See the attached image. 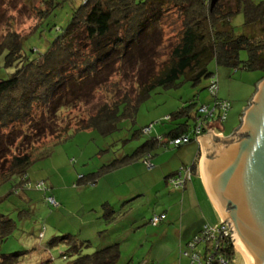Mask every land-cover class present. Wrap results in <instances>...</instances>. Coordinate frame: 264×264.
I'll use <instances>...</instances> for the list:
<instances>
[{"label": "trees", "instance_id": "16d2710c", "mask_svg": "<svg viewBox=\"0 0 264 264\" xmlns=\"http://www.w3.org/2000/svg\"><path fill=\"white\" fill-rule=\"evenodd\" d=\"M53 1L41 0L45 8L26 36L8 30L0 39V63L12 70L0 77V183L15 176L20 183L27 181L35 145L42 139L87 129L111 134L120 129L122 121H135L140 103L156 88L182 82L196 84L216 76L209 69L211 62L234 70L259 71L256 82L264 76V0H217L212 6L211 0H82L67 23L53 33L44 51L35 52L33 46L26 49L24 40L41 25ZM238 13L243 15V30L237 33L231 19ZM168 17H172L169 25L175 29L174 41L167 45L164 58L163 25ZM241 51L246 53L244 59L240 58ZM213 94L216 97V91ZM194 104L191 99L164 115L162 120L170 122L171 127L148 137L111 167L138 159L147 168V163L153 165L150 151L155 147H180L196 141V117L204 104L193 109ZM62 110H78L81 114L74 124L61 126L58 117ZM206 123L208 127L202 129V134L210 127L209 119ZM145 128L134 130L133 136ZM183 136L188 140L173 142ZM183 168L189 169L191 180L197 174V160L181 165L167 181L182 174ZM189 180L184 179L177 189L184 188ZM101 209L106 223L125 213L107 202L101 204ZM160 214L164 217L156 225L165 220L164 213L155 215ZM218 222L204 224L179 248V254L189 251L190 241L205 225ZM12 226L11 218L0 212V240L7 237ZM64 239L67 255H75L68 264H115L120 255L118 242L82 253L90 246L89 240L72 234ZM200 247L202 253L205 250L213 254L209 264H218L219 256L226 264H234L235 258L241 257L229 237H219L217 244H200L196 250ZM19 256V252L0 254V264H15ZM183 256L189 263L188 256Z\"/></svg>", "mask_w": 264, "mask_h": 264}, {"label": "rangeland", "instance_id": "374dc122", "mask_svg": "<svg viewBox=\"0 0 264 264\" xmlns=\"http://www.w3.org/2000/svg\"><path fill=\"white\" fill-rule=\"evenodd\" d=\"M81 1L54 0L41 25L24 40V47L33 46L35 52L44 51L53 33L67 23ZM41 3V0H0V39L8 30L21 36L31 32L39 19L38 14L45 8ZM171 18L168 17L163 25L164 58L169 50L167 45L174 41L175 29L169 25ZM242 22L241 13L232 17L235 32L243 30ZM245 57L246 53L241 51L240 58ZM209 69L216 74V97L208 89L211 77L196 84L182 82L168 88L159 87L140 103L133 123L126 119L120 123V129L111 134L102 135L92 129L78 130L60 138L46 137L37 143L28 166L27 181L20 183L15 176L0 183V212L8 215L13 223L11 232L0 240V254L19 252L15 264H68L75 255H67L68 244L64 238L72 234L91 242L82 253L118 242L120 255L115 264H156L157 258L171 259L177 251L173 233L160 240L159 224L149 221L153 214L163 210L160 193L152 188L157 181L163 180L155 162L153 171L138 159L111 165L126 153L133 152L148 137L171 127L170 122L162 120L163 116L187 105L191 99L195 101L191 106L193 109L204 104L211 110L215 98L227 102L226 118L218 123L216 109L209 124L224 135L232 132L239 124L240 114L261 73L241 68L234 70L214 62L209 64ZM11 71L0 63V77H6ZM80 114L78 110H62L58 121L61 126L72 125ZM188 123L192 125V120ZM144 127L142 133L133 136L134 130ZM191 145L193 143L185 144L183 148ZM177 149L170 146L159 152V163L171 166H166L163 171L174 168L173 151ZM170 189L168 183L166 191ZM123 195L129 201L117 202L116 208L125 213L106 223L101 209L103 199L118 200L123 199ZM52 239L55 241L49 244ZM162 242L176 251L167 255L163 252ZM234 264H245L243 256L235 258Z\"/></svg>", "mask_w": 264, "mask_h": 264}, {"label": "water", "instance_id": "95a60500", "mask_svg": "<svg viewBox=\"0 0 264 264\" xmlns=\"http://www.w3.org/2000/svg\"><path fill=\"white\" fill-rule=\"evenodd\" d=\"M217 0H211V6ZM200 176L245 264H264V76L228 136H197Z\"/></svg>", "mask_w": 264, "mask_h": 264}, {"label": "crops", "instance_id": "0c3cea01", "mask_svg": "<svg viewBox=\"0 0 264 264\" xmlns=\"http://www.w3.org/2000/svg\"><path fill=\"white\" fill-rule=\"evenodd\" d=\"M209 126L215 134H221V136L223 137L231 134V132L227 135H224L222 132L218 133L215 129L212 128L213 124H209ZM166 129H164L159 134L165 132ZM207 130L204 134L207 133ZM190 143H193V145L185 148H183V146H180L177 147L179 149L173 151V155L176 157V162L174 163V168H170L169 171H163V169H165V167L169 164H166L164 166V163H159L160 157L158 156V154L162 149L168 150L170 147H155L154 150L150 151L151 162H155L157 166L156 168L159 169L161 174L163 175V180L157 181V183L152 186V188L155 189V192L160 193L162 204L161 208H163V210L159 213H164L166 215L165 220L159 223L158 234L160 236V240H165L169 237L170 232H172L174 235L173 238L176 240L175 248L177 247V251L175 250V248L169 249V247H166V245H164L162 242V245L165 248V250H163L164 253L168 255L169 253H174L175 251L176 252L175 254H173V257L171 259L157 258L155 260L156 264H182L183 261L186 262L185 264H188V260L183 255L179 254V248L181 246H184L185 243L195 233H197V231H199L204 224H214L221 219L220 214L207 195L200 176V160L202 155L200 143L198 140ZM195 160H197V174H194L191 180L186 182L184 188H174L167 181V177L174 174V172L181 165L192 164ZM169 167L171 166L169 165ZM154 168L155 165H153V168L151 170L153 171ZM168 183L171 185L172 189L166 191V186L168 185ZM122 198L123 199L119 198L118 200L103 199V202H107L115 209L117 202H120L121 200L122 203L124 201H129V198L124 195Z\"/></svg>", "mask_w": 264, "mask_h": 264}, {"label": "built area", "instance_id": "2783aa9c", "mask_svg": "<svg viewBox=\"0 0 264 264\" xmlns=\"http://www.w3.org/2000/svg\"><path fill=\"white\" fill-rule=\"evenodd\" d=\"M208 89L210 90L211 94H213L217 90L216 86V77L213 75L211 77V81L208 85ZM214 95V94H213ZM217 110V117L218 120L221 121L225 119L226 117V109H227V104L222 101H214V106L210 110L207 105H203L198 109V116L196 117V126H195V134L196 136H200L202 134V129L208 125L206 123V120L213 117L214 113H216ZM208 127V126H206ZM205 127V128H206ZM210 128V127H209ZM185 142L188 140L187 136H183L180 139H176L173 142L175 144H178L179 141ZM153 165L151 163H147V168H151ZM183 172V173H182ZM182 174H178L175 176L173 179H170L169 183L173 185L174 188H180L182 187V184L184 182V179H190L191 177V172L189 171L188 168H183L182 169ZM51 201H53V198H49ZM163 214L160 215H153L150 219L151 223L156 224L163 218ZM224 238V237H229V229L227 224L220 219L218 224L214 226H208L205 225L203 227V230L200 232L199 235L195 236L189 243L188 250L183 253V255L188 256L189 258V263L188 264H209V262L213 260V254L209 253L208 251H203L202 253V247L200 249L196 250V246L198 245H203L206 243H215L217 244L218 238ZM231 240V238H230ZM232 242V240H231ZM233 244V242H232ZM234 246V245H233ZM235 248V247H234ZM218 264H226L227 261L223 258V256H219L217 260Z\"/></svg>", "mask_w": 264, "mask_h": 264}, {"label": "clouds", "instance_id": "9594fccd", "mask_svg": "<svg viewBox=\"0 0 264 264\" xmlns=\"http://www.w3.org/2000/svg\"><path fill=\"white\" fill-rule=\"evenodd\" d=\"M201 136V135H200Z\"/></svg>", "mask_w": 264, "mask_h": 264}]
</instances>
